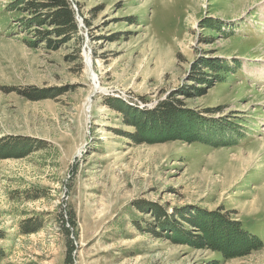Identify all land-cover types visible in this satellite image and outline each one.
Listing matches in <instances>:
<instances>
[{"label":"rangeland","instance_id":"374dc122","mask_svg":"<svg viewBox=\"0 0 264 264\" xmlns=\"http://www.w3.org/2000/svg\"><path fill=\"white\" fill-rule=\"evenodd\" d=\"M73 1L50 48L0 0V264H264V0Z\"/></svg>","mask_w":264,"mask_h":264},{"label":"trees","instance_id":"16d2710c","mask_svg":"<svg viewBox=\"0 0 264 264\" xmlns=\"http://www.w3.org/2000/svg\"><path fill=\"white\" fill-rule=\"evenodd\" d=\"M26 3L23 9L28 11L29 16L27 17L28 23L24 26L29 27V37L31 42H42L46 43V47L55 48L57 46L58 40L61 42H69L72 39L76 40V44L81 45L83 43V36L79 33V26L77 20L76 10L73 8L71 0H24ZM34 43H32L33 45ZM77 46V47H78ZM51 90L39 89V88H29L27 91H23L25 96L32 99H40L46 97L47 93ZM52 92H50L51 94ZM54 93V92H53ZM121 106H119L120 111L124 115L125 123L129 125L141 128V122L145 120L156 121L155 111L158 113H163L157 122H162V119H168L169 115L177 113L179 110L178 100H167L160 103L161 107H157L154 112L140 111L135 107H132L125 102L120 100H115ZM113 102V105L118 104ZM179 105V106H178ZM141 117V118H140ZM140 118V121L137 119ZM135 140L140 139V131H136L135 134L131 135ZM142 207V206H140ZM150 212H152L157 223H148L147 228L152 233L158 234L155 227H163L169 224V218L164 213V211L157 205H152ZM142 209L147 210L148 206H144ZM180 213L184 209H180ZM196 216L181 214V220H186L190 223H195ZM141 228L140 224H137ZM34 228L30 221H27L22 225V230L26 232L32 231Z\"/></svg>","mask_w":264,"mask_h":264},{"label":"bare ground","instance_id":"6f19581e","mask_svg":"<svg viewBox=\"0 0 264 264\" xmlns=\"http://www.w3.org/2000/svg\"><path fill=\"white\" fill-rule=\"evenodd\" d=\"M86 61H87V66H88L89 73H90L92 81L94 83V88L96 90H98V89H100L101 86H100V83H99L98 75L93 71V61H92V57H91L90 53L86 54ZM90 99H91V96L88 98V106H87L88 109H89V106L91 104V100Z\"/></svg>","mask_w":264,"mask_h":264},{"label":"water","instance_id":"95a60500","mask_svg":"<svg viewBox=\"0 0 264 264\" xmlns=\"http://www.w3.org/2000/svg\"><path fill=\"white\" fill-rule=\"evenodd\" d=\"M95 91H96V89H95ZM90 100L92 101V95H91V99ZM90 107H91V104L89 106L88 112H90Z\"/></svg>","mask_w":264,"mask_h":264}]
</instances>
